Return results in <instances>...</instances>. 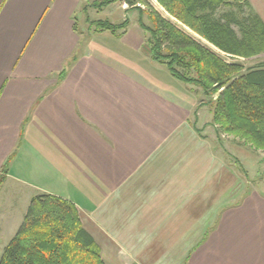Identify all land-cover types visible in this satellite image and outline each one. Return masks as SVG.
<instances>
[{
	"label": "crops",
	"instance_id": "0c3cea01",
	"mask_svg": "<svg viewBox=\"0 0 264 264\" xmlns=\"http://www.w3.org/2000/svg\"><path fill=\"white\" fill-rule=\"evenodd\" d=\"M106 1L0 0V235L17 214L6 206L30 187L76 204L82 222L89 205L115 246L107 256L85 225L107 264L125 262L122 250L135 264H264L249 220L264 200L227 206L228 170L191 130L194 92L151 59L140 27L132 41L129 26L96 32L103 20L88 7L117 6ZM249 3L264 22V0Z\"/></svg>",
	"mask_w": 264,
	"mask_h": 264
},
{
	"label": "trees",
	"instance_id": "16d2710c",
	"mask_svg": "<svg viewBox=\"0 0 264 264\" xmlns=\"http://www.w3.org/2000/svg\"><path fill=\"white\" fill-rule=\"evenodd\" d=\"M118 1L140 12L141 27L151 35L146 45L151 59L165 66L176 80L197 86L207 96L217 132L239 136L264 150V63L247 69L221 55L250 60L264 54V22L249 0H157L214 49L143 0H107L100 6ZM141 4L149 9L152 29L143 23L146 14L138 7ZM223 8L230 11L220 14ZM93 26L96 32L110 31L122 37L129 21L120 25L99 21ZM4 180L1 176L0 186ZM0 264L107 263L76 204L46 194L33 198L22 225L0 256Z\"/></svg>",
	"mask_w": 264,
	"mask_h": 264
},
{
	"label": "rangeland",
	"instance_id": "374dc122",
	"mask_svg": "<svg viewBox=\"0 0 264 264\" xmlns=\"http://www.w3.org/2000/svg\"><path fill=\"white\" fill-rule=\"evenodd\" d=\"M147 4H150L152 6V10L159 12L162 17L165 19H169L172 21L174 24L180 26L183 28L186 32L191 34L193 37L198 39L201 43L204 45H207L211 48L206 40H204L201 36L196 34L194 31H192L190 28L182 24L180 21H178L174 16H172L170 13L167 12V10L157 1V0H143ZM124 1H118L117 6L115 7H88V20H103V21H109L113 24H122L126 20L129 21V29L127 34L125 35L127 40H131L134 37H139V32L137 29L141 27L140 21H141V16L140 12L138 11L137 8L131 9L128 7H122L123 5H120ZM119 3V4H118ZM138 7H141V10L145 12L146 15H143V23L152 29V25L149 20L148 16V7L146 4H141ZM82 7H79V11L77 12L76 17L80 20L79 24V30L81 31L84 26L86 20V16L84 15L82 18ZM230 11L227 8L221 9L220 14L226 13ZM249 11H246L245 15H248ZM219 14V15H220ZM81 19L83 22H81ZM81 26V27H80ZM237 32H239L237 27H234ZM126 29V31H127ZM110 35H112L110 32H108ZM125 33V31H123ZM141 33L143 34V45L146 46L148 45V40L151 38L150 33L146 32L142 29ZM149 51V47H147ZM214 49V48H213ZM225 59H227L230 62H241L245 65V67L248 69L250 68H255L259 66L260 64L264 63V54L250 59H232L230 57H227L224 54H221ZM157 63V62H156ZM159 64V63H157ZM161 65V64H159ZM163 66V65H162ZM165 70L167 68L163 66ZM168 71V70H167ZM178 83L181 85L183 84L184 86H187L190 91H193L194 93V98H195V109L192 111L190 114V119L191 123L193 125V128L191 130L193 133L197 136V139L200 140L204 139L208 143V147L212 150L214 154V159L217 164H221V166H225L228 170L229 173V184L230 182H233L234 188L233 192L230 191L229 196V203L227 206L233 205L234 203H238L241 200L247 198V197H256V198H261L264 200V150H257L255 149L254 146H252L249 142H247L245 139L239 137V136H234V135H226L223 133H218L216 128L212 124V113L210 110V106L207 104V96L202 92L200 88L194 85H185L184 83L176 80ZM206 102V103H205ZM190 112V110H189ZM195 119H197V122H195ZM13 174L15 175H22L26 177V172L22 173V171H18L17 169L14 170ZM47 190L50 191H55V192H60L61 194L65 191V189H60V188H54L52 186H47ZM22 192V191H21ZM41 191L38 190H33L32 188L29 187L28 190H24L22 195L17 196L16 198L19 199L18 203H14V205H10L8 203V206H6L8 209H11L12 206L16 208L17 214H14L13 216V221L12 222L13 228L12 231L10 229L6 230V235L1 236L0 235V256L3 253L2 252V247L5 245L6 242H10V240L15 236V232L20 228L22 225V220L24 219V216L26 212L28 211V208L30 206V201L29 198L31 196H39L42 193ZM242 198V199H241ZM15 199V197H14ZM81 201V199H80ZM81 205L84 204V202H80ZM237 206V205H236ZM85 211L84 212V226H88L93 229V231L96 234V237L99 236H104L100 241L103 244V248L105 250V254L108 256L109 251L111 249H114L115 246L113 245H106V242H111L109 239V234L110 232L108 229H106L102 224L98 228L97 226L99 225V218H96L95 214L91 213L89 205H86L84 208L81 206ZM233 206L232 208H234ZM15 213V212H14ZM22 218V219H21ZM82 220V219H81ZM250 222L253 224V221L257 223L259 226L258 229V234L260 237H264V211H261L258 213L257 217H252L249 219ZM19 223L17 229L16 224L17 222ZM105 221V222H104ZM101 220L100 223H104L106 225L107 220ZM187 222V221H186ZM9 224V223H8ZM5 228L1 227V231H4ZM14 233V235H12ZM111 238V237H110ZM241 239V237H239ZM252 236H248L243 239L242 243L248 244L251 243ZM2 244V245H1ZM215 243H212L210 245H214ZM232 249V248H229ZM220 254V253H219ZM124 258H126L125 262H122V264H135L134 259H132L130 252L123 251L121 254ZM203 257V255H201ZM211 256L207 259L210 260ZM124 259L122 258V261ZM213 261H215V258L213 256ZM121 263V261L119 262Z\"/></svg>",
	"mask_w": 264,
	"mask_h": 264
}]
</instances>
